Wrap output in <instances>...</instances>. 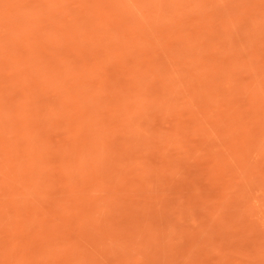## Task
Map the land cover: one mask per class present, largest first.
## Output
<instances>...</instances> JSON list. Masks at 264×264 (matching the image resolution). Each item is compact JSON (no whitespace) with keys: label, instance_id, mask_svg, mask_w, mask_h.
Wrapping results in <instances>:
<instances>
[{"label":"rangeland","instance_id":"obj_1","mask_svg":"<svg viewBox=\"0 0 264 264\" xmlns=\"http://www.w3.org/2000/svg\"><path fill=\"white\" fill-rule=\"evenodd\" d=\"M0 264H264V0H0Z\"/></svg>","mask_w":264,"mask_h":264}]
</instances>
